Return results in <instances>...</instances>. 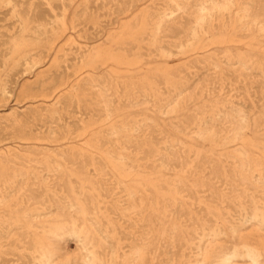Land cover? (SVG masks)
<instances>
[{"label":"rangeland","instance_id":"rangeland-1","mask_svg":"<svg viewBox=\"0 0 264 264\" xmlns=\"http://www.w3.org/2000/svg\"><path fill=\"white\" fill-rule=\"evenodd\" d=\"M1 1L0 264H264V0Z\"/></svg>","mask_w":264,"mask_h":264},{"label":"bare ground","instance_id":"bare-ground-1","mask_svg":"<svg viewBox=\"0 0 264 264\" xmlns=\"http://www.w3.org/2000/svg\"><path fill=\"white\" fill-rule=\"evenodd\" d=\"M0 3H2V1L0 0ZM7 37V36H6ZM13 38V37H12ZM4 43V42H3ZM2 42H1V44H3ZM4 45V44H3ZM13 48V47H12ZM10 50V49H9ZM3 53V52H2ZM27 61V60H26ZM25 61V62H26ZM108 113V112H107ZM232 126V125H231ZM213 132V131H212ZM90 146V145H89ZM82 152H83V150H82ZM91 155V154H90ZM28 184V183H27ZM3 185V184H2ZM41 247V246H40ZM248 252V255H249V257H251L252 259H254V260H256V259H258L259 257V255H261V254H259L258 253V251L256 250V249H251V250H248L247 251ZM238 255V253L235 251L233 254H232V256H237ZM139 257V256H138ZM137 257V258H138ZM140 258V257H139ZM253 261V260H252Z\"/></svg>","mask_w":264,"mask_h":264}]
</instances>
